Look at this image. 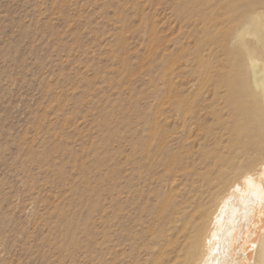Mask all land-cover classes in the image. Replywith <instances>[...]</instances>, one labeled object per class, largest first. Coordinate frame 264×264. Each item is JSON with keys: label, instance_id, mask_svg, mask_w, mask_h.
Instances as JSON below:
<instances>
[{"label": "rangeland", "instance_id": "rangeland-1", "mask_svg": "<svg viewBox=\"0 0 264 264\" xmlns=\"http://www.w3.org/2000/svg\"><path fill=\"white\" fill-rule=\"evenodd\" d=\"M194 1L0 0V264H151L179 176L244 162L243 12Z\"/></svg>", "mask_w": 264, "mask_h": 264}, {"label": "bare ground", "instance_id": "bare-ground-1", "mask_svg": "<svg viewBox=\"0 0 264 264\" xmlns=\"http://www.w3.org/2000/svg\"><path fill=\"white\" fill-rule=\"evenodd\" d=\"M216 5L243 12L233 40L243 52L239 67L249 75L247 87L257 92L250 93L246 108L245 160L220 183L208 173L179 176L191 177L195 193L183 203L168 197L152 216L159 232L153 237V250L158 249L151 264H264V121L259 120L264 111V0H221ZM164 168L171 171L169 165ZM175 173L172 180L179 181ZM175 232L182 241L166 255L164 246Z\"/></svg>", "mask_w": 264, "mask_h": 264}]
</instances>
